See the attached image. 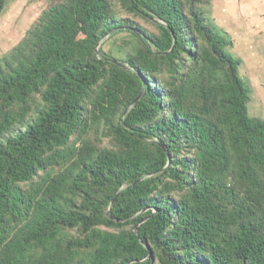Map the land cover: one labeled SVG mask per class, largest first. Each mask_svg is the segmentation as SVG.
Masks as SVG:
<instances>
[{
  "label": "trees",
  "instance_id": "obj_1",
  "mask_svg": "<svg viewBox=\"0 0 264 264\" xmlns=\"http://www.w3.org/2000/svg\"><path fill=\"white\" fill-rule=\"evenodd\" d=\"M49 1L0 57V264H264V119L213 0Z\"/></svg>",
  "mask_w": 264,
  "mask_h": 264
},
{
  "label": "rangeland",
  "instance_id": "obj_2",
  "mask_svg": "<svg viewBox=\"0 0 264 264\" xmlns=\"http://www.w3.org/2000/svg\"><path fill=\"white\" fill-rule=\"evenodd\" d=\"M249 1L251 2L254 0ZM255 2H258L255 5L257 8L254 9V6L250 5L251 7L253 6V9L249 11V13L255 14L256 16L255 24L251 19L248 20L246 17L248 16V9L243 10L244 5L247 6L245 0H213L210 7V15L217 26L232 36L230 37L232 45L227 48L228 52L240 58L246 55V63L243 67H240V76L244 80L249 79V81H251L250 84L248 80H246L252 90L250 102L248 104V112L251 117L264 119V82L261 79L262 73H264V66L261 67L257 73H253L252 70L254 69H252L249 64V57H247L248 55L245 54L246 52L242 50L244 47L240 46L238 42H236V46H234L236 40L243 39L244 37L248 40V37H250L251 39H249L248 42L251 43L255 40V44H257L258 47H262L260 52L262 51L264 53V5L262 4L264 0H255ZM49 4V0H10L7 3L4 12L0 14V57L7 55L23 39L26 32L38 19L41 13L47 9ZM245 10H247L246 16H242ZM257 10H261L262 14L260 12L257 13ZM227 11L229 13H227ZM235 15H240L241 19L236 18ZM140 22L147 28L155 30L153 24L143 20ZM105 39L106 38L102 40V42L105 41L103 50L114 56L117 55L115 54L113 44L118 43L122 45L124 40H129L125 33L117 34L114 38L108 40ZM246 48L248 49V46ZM257 53H259V50H257ZM261 57L264 58L263 56ZM258 102L260 103V108H257ZM255 110L258 111L256 112Z\"/></svg>",
  "mask_w": 264,
  "mask_h": 264
},
{
  "label": "crops",
  "instance_id": "obj_3",
  "mask_svg": "<svg viewBox=\"0 0 264 264\" xmlns=\"http://www.w3.org/2000/svg\"><path fill=\"white\" fill-rule=\"evenodd\" d=\"M245 1H246V5L247 6L244 5V7H246V8L243 7V10L244 9H248V13L246 12L247 10H245V12H243L244 14H242V16H244V15L246 16V13H247L248 16H246V17L248 18V20L251 19L254 22V24H255L256 16H255V14L249 13V11L253 9V6H254V9L257 8L255 5L258 2H255V0L254 1H251V2L249 0H248V2H247V0H245ZM262 4L264 5V2ZM250 5H253V6L251 7ZM249 7H250V9H249ZM227 10H229V9H227ZM261 10H257V13L260 12L262 14ZM227 13H229V12L227 11ZM261 14H259V15H261ZM235 16H236V18L241 19V16L240 15H235ZM249 36H250V34H249ZM230 37H232V36L230 35ZM248 38L251 39L250 37H248ZM248 40L245 37L243 39H238V40H236L234 42V46H236V42H238L240 44V46L244 47V49H242V50H244L246 52L245 54L248 55L247 57H249V59H248L249 64H250L251 68L254 69V70H252V72L253 73H257L258 70L261 69V67L264 66V64H263L264 63V58L261 57V56L264 57V53L262 51L260 52V49L262 47L259 46L260 47L259 48L258 45L255 44V42H256L255 40L253 42H251V43H249ZM247 46H248V49L246 48ZM257 50H259V53H257ZM236 57H238V56H236ZM238 58H240V57H238ZM242 58H240L242 60V62H243L241 67H243L244 64L246 63V55L244 57H242ZM263 70H264V68H263ZM261 79L264 82V73H262ZM245 80H248V82L251 84V81H249V79H245ZM257 108H260V103L259 102L257 103ZM255 111L257 112L258 110H255Z\"/></svg>",
  "mask_w": 264,
  "mask_h": 264
}]
</instances>
